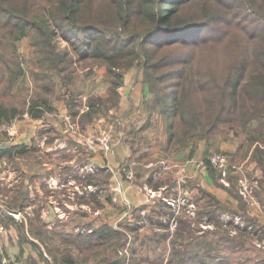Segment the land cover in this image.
Returning a JSON list of instances; mask_svg holds the SVG:
<instances>
[{"label": "trees", "instance_id": "1", "mask_svg": "<svg viewBox=\"0 0 264 264\" xmlns=\"http://www.w3.org/2000/svg\"><path fill=\"white\" fill-rule=\"evenodd\" d=\"M0 21L13 44L27 38L39 61L52 69L63 72L66 68L61 66L66 63L64 59L70 61L68 51H57L56 39L60 38L74 48L80 60H94L114 75L108 86L111 99L107 110L96 102L88 104L82 111L79 105H60L80 131L103 116L112 124L111 144L113 135L119 131L133 136L132 141H128L132 143L130 156L119 166L125 178L131 170L135 177L143 175L152 188L163 184L158 177L153 178L152 168L144 169L138 163L141 154L136 152L137 145L142 143L150 148L154 140L160 142L166 155H183L181 162L190 160L203 142L201 164L215 185L229 192H238L236 184L240 175L233 164L245 140L239 139L235 151H220L222 143L249 135L248 144L253 145L249 157L257 164L262 161L264 151L258 149L264 142V0H0ZM199 51L216 52L202 58ZM216 59L218 64L224 60L219 69L213 68ZM130 69L140 72L146 90L140 107L144 122L137 131L123 127L120 118L114 117L113 113L119 106L117 88ZM16 72L20 75L22 71H11ZM70 81L68 75L61 78L64 88ZM45 87L49 92L52 90L49 85ZM28 102L27 113L31 118H40L43 107L49 104L47 97H43L42 103L36 98ZM19 114L17 106L0 103V127L11 123ZM147 130L152 132L151 136L154 134V139L142 135ZM8 141H11L10 137L0 129V158L19 159L24 146ZM213 150L226 158L224 176L212 165ZM83 152L87 160L93 155L91 151ZM135 152L137 156L132 157ZM256 168L259 169V165ZM12 169L19 172L20 165L15 162ZM104 169L105 173L79 176L83 186L88 184L96 190L85 189L80 195L75 193L77 204H86L93 211H105L107 205L118 207L109 183L112 167L104 165ZM259 170L257 180L260 184L264 182V167ZM33 177L27 175L28 180ZM226 180L229 185L224 184ZM192 186L190 183L189 188ZM15 187L17 192L10 199L0 190V224L14 228L15 236L9 239L10 246L20 249L18 260L23 253L22 246L28 244L43 264H103L120 252L123 258L119 264H148L151 262L149 253L155 252L157 245L169 235L168 232L153 231L151 226L140 230L144 225L140 218L143 207L128 209L116 225L109 221L107 212L102 218L85 219L89 212L82 208L69 210L67 220H57L52 227L47 226L38 211L33 212V216L22 214L18 220L7 209L21 211L28 198V188L19 180ZM199 191L207 202L198 210L200 214L215 217L216 213L227 210L234 212L206 196L202 187ZM163 194L166 199H159L154 206L164 208L166 211L160 210L157 216L161 218L167 214L168 220L174 212L167 198L176 194L169 196L165 191ZM154 208L147 214L155 212ZM242 216L246 222H255L244 213ZM175 219V229L169 235L168 261L179 264L180 235L187 239L188 246L183 247L184 251L195 252L192 244L197 246L196 250H202L198 255H209L206 241L211 232L205 229L195 235L188 229L184 235L179 228L188 221L179 219V215ZM154 222L158 226L166 225ZM215 227L212 235L213 241L215 236L217 238V247H213V255L219 254V248L223 246L229 250L227 255L241 251L251 239L249 232L237 231L231 235L221 223L217 226L215 223ZM227 255H218L219 264H224L223 258ZM4 257L15 264L10 255ZM26 261L37 264L30 254Z\"/></svg>", "mask_w": 264, "mask_h": 264}, {"label": "crops", "instance_id": "2", "mask_svg": "<svg viewBox=\"0 0 264 264\" xmlns=\"http://www.w3.org/2000/svg\"><path fill=\"white\" fill-rule=\"evenodd\" d=\"M137 77H139L140 82L135 80ZM121 86L122 88L119 92L121 94L119 106L114 112H111L114 113V117L120 118L121 125L123 127H132L134 131H137L141 128L144 122L140 113L142 100L139 102V88L141 86L144 88V85L141 81L140 72L137 73L134 69L126 71L123 76V83ZM57 109L64 110L60 104ZM60 114H64V112H60ZM64 115L69 117L67 113ZM24 116L25 117L17 120L14 124L12 122L10 124L11 127H9L7 131L9 133L10 139L13 140V129L17 124L16 126L18 128L19 141L17 143H19L21 146H24V151L19 154V180L22 181L28 188V198L26 199L27 205H31V199H33L31 195V187L37 189L36 186H38L40 189L44 190L45 194L47 195L45 196L46 198H48L50 194H56V192H58V187H54L57 186L56 184L59 181V175L57 174V171L49 174V176L43 177L42 181L38 182V177L42 176V166H44V161L43 164H40L38 161V157H41L38 153H46V156L49 157L51 166L58 168L59 164L62 162L71 164V166H73L70 167V172L72 174L74 169V162L72 160L73 158L70 160L59 161L53 159V155L57 154L59 151H65L67 153L73 151L75 152V149L77 150L78 146L83 144L85 150H90L93 153V155L89 157L88 162L82 166L83 168L89 166V164L98 167L111 165L113 168L110 169L112 171L111 178L109 180L110 186L113 187L116 182L121 180V188L118 190L120 192L117 193L116 191L114 192V190H112L114 193V199L118 203V207L107 205L105 211L99 209V212L109 213L110 218L116 217L115 221L111 222L113 225L117 224V217L121 219L126 215L128 209L143 207L140 214H147L152 208L155 207L154 205L159 199H166V196L163 194L165 191V180H167L166 183H174L176 180H178L180 184L178 188L179 198L183 195H185L187 198L186 203L183 201L184 203H181L179 207V219H185L189 222H186L185 224L181 223L182 226L179 228V232L184 233V235L188 229H192L195 235L201 234L205 229L211 232L209 240L206 241V247L209 246L210 254L206 256L198 255L202 252V250H196L197 246L192 244L191 246L194 247L195 252L184 251L183 247L185 245L188 246V243L187 239L183 237V235H180L178 238L180 253L177 259L179 264H219L220 257L218 256V253L215 252V255H213V247H217V238L215 236V241H213L212 235V231L216 228L215 223L216 226L218 223H221L222 227H224L231 235L235 234L237 231H246L249 232V236L251 237V239H248V241L243 246V250L236 251L231 254L229 253L225 258H223L224 264H264V236L261 234V232L264 233V182H260V184L258 183L257 175L260 174V170L256 167L254 168V163L249 164L247 168H245L243 165H239V170L242 171L244 178L241 174L237 173V175H240L236 184L238 192H229L225 188L215 185L212 178L208 174V170L203 164H201V159H199V157H201V152L199 153V157H196L200 146L201 149L203 148V142H201L199 144V148L193 155L195 159H199L196 160L197 168L193 165H189V160L185 162L179 161L178 164H175L176 168H174V173L177 174V172H180V176H177L176 178L175 176L167 178L162 177L164 180L163 184L159 185L157 188H152L147 183L143 175H137L136 177L133 175V178L129 180L126 179L127 177L125 178L123 172L120 170V163L130 156V149L127 146L129 136L128 134H125L124 131H119L116 135H113L112 152L105 153L101 150H93L90 148L92 144H97L98 136L103 128L108 126L111 129L112 127L111 122H108L105 117L100 116L92 124L88 125L84 131H80L79 126L76 123L74 124L72 121L71 122L73 123V126L76 128L78 127V130L73 129L72 125L71 127H67L62 119H60V123L61 121L63 123L57 124L53 132L56 135L55 140L61 138L63 144L58 143L57 141H55L53 144L51 140L53 138H51V136H49L50 139H45V136L43 135L45 132L40 130L38 131V128L43 124L42 121H40L42 116L40 118H31L28 115ZM66 119L68 118L65 117V120ZM92 130H97V134ZM36 132H40V136L37 138L35 137ZM75 139L80 140V142L76 141ZM65 140L69 141V145L64 144ZM45 141H47V143H41ZM75 141L77 143H75ZM182 156L183 155H181V157ZM151 162L152 161H144L139 164L142 165V168L148 169L151 168V165H149ZM51 166L50 168H52ZM200 166L203 169H199ZM198 170L203 174V177L198 175ZM130 172L132 171L130 170ZM154 172L155 171L153 170V178H156ZM27 175H34V177L32 180H28ZM73 178L74 175L71 176L70 180L61 179V184L63 186L68 185L70 188H72L74 185ZM49 182L55 184L49 185ZM190 183L193 185L191 188H189ZM224 184L229 185L230 183L228 180H226ZM199 187H202L206 190V196L210 197L215 202H220L222 205L234 212L227 210L222 214L216 213L215 217L212 214H200L198 210H201L203 206H206L207 202L204 195L199 191ZM242 187L245 189V192L241 191ZM147 191L152 193L151 197L147 195ZM162 194L163 197L161 198ZM175 198L176 196L171 200H176L177 198ZM168 201L169 198H167V202ZM168 203L174 212L172 206L173 204H170V202ZM242 213H244L248 218L255 219V222H246L242 216ZM167 217H169V215H167ZM172 217L173 215L170 216V218ZM146 226L148 225H146L144 222V225L140 230L142 231L146 229ZM172 227L170 228L169 223H166L162 230H164L165 233L168 232L170 235V232L174 231L175 225L173 228ZM159 230H161L159 226L153 229V231ZM169 235L167 239L163 241V244L164 250H169L170 253L171 248ZM11 236H15L14 228L11 226L5 227L4 225L0 224V258L4 255H10L12 259L14 258L15 264H28L26 261V256L27 254H30L33 259L36 260L37 264H43L38 259L37 254L28 244L22 246L23 253L21 254V259H16L18 255H20V249L16 246H10L9 237ZM193 242V244H196V241ZM169 253H167L168 257L165 258V261H168ZM148 257L149 259H152L151 252L149 253ZM174 262L171 260L170 262L168 261L166 263L173 264Z\"/></svg>", "mask_w": 264, "mask_h": 264}, {"label": "rangeland", "instance_id": "3", "mask_svg": "<svg viewBox=\"0 0 264 264\" xmlns=\"http://www.w3.org/2000/svg\"><path fill=\"white\" fill-rule=\"evenodd\" d=\"M7 29L3 26V23L0 21V103L4 104L5 106L9 105H15L20 111V114L18 117H15L11 120V123L13 124L19 120L22 119V117H25L24 115H28L27 113V106H28V100L32 98H36L39 102L42 103L43 97L48 98V105H50V108L48 105H45L43 107V114L40 119L42 121V126L38 128V131L45 132L43 134L45 139H50L49 136H51L52 143L54 144L55 141L58 143H62L61 138L58 140H55L56 135L54 134L53 130L55 129V126L57 124H62L63 122L66 124L67 127H71L78 130V127H74L72 120L65 116L66 113L65 110H59L57 107L60 103L64 104H70V105H76L80 107V110H85L87 108V105L96 102L99 103L100 107L103 110H107L106 106L109 104V100L111 99V92L108 89V86L110 82L112 81L113 74L108 73L105 66L100 65L98 62L90 59H84L80 60V57L77 53H75L74 48L70 47L67 42L64 40L58 38L56 39V47L57 51H68L70 58V61L67 62L66 59L64 61L66 63H60L61 66L65 65V69L63 72H59L58 69H52L46 64H42L39 59L38 55L36 54V51H34L31 46L29 45L27 38H22L20 40H16L13 44V40L7 35L6 33ZM216 51H199L200 55L203 57H206L207 55H212ZM216 67L213 68H221L223 65L224 60H221L218 64V60L216 59ZM59 64V65H60ZM20 69L22 72L20 75L17 74V72L11 73L12 70L18 71ZM63 75H68L71 77V81L67 84V87L64 88V86L61 84V78ZM137 82H140L139 77L135 79ZM45 85H49L52 89L50 92L45 87ZM121 88H117V93L119 94V102L120 103V97L121 94L119 93L121 91ZM140 90V96H139V102L143 99L144 94L146 93L145 88H142V86L139 88ZM73 96H71L70 94ZM64 95V96H63ZM59 96V97H58ZM61 98V99H60ZM60 112H64V114H60ZM65 117L68 119L65 120ZM60 119H62L60 123ZM65 120V121H64ZM9 123V124H11ZM9 124L3 125L0 127L2 131H4L7 134V137L9 136L8 131L5 129ZM75 124V123H74ZM17 125V124H16ZM15 125L13 129V140L8 141L10 143H17L18 141V128ZM80 130V129H79ZM93 132H96L97 130H92ZM152 133L150 130L144 132L142 135L145 138L148 139H154V134L151 136ZM40 136V132H36V138ZM242 136V135H240ZM249 135H243V137H233L231 140H228V142H224L220 145V151L226 150V151H235L237 148L236 143L239 142V139H244V146L240 148L239 155L234 158V167L235 172L239 173L243 177V173L241 170H239V165H243L245 168L248 167L249 164L254 163V168L259 165L260 168L264 167V156L261 157L262 161H258V164L256 160L250 159V152L253 150V145L250 146L248 144L247 137ZM10 137V136H9ZM130 140L132 141L133 136L129 135ZM143 138V139H145ZM142 139V140H143ZM76 140V139H75ZM50 141V140H48ZM79 141L80 140H76ZM75 141V143H77ZM68 140H65L64 144L69 145ZM41 143H47L41 142ZM132 143L128 142L127 146L130 149V145ZM4 145V144H3ZM259 145L260 148L259 151H264V142H261ZM65 146V145H64ZM94 147H97L94 145ZM77 148V147H76ZM160 148V150H158ZM160 142L158 140H154L153 145L149 148H147L142 143H139V146L137 145V151L141 156H139L138 163H142L144 161H152L150 167L155 171L154 175L155 177H158L162 182L164 180L162 177H172L180 176V172L174 173L175 164H178L180 161V157H175L173 155L168 154L166 155L163 149H161ZM93 150H99L97 148H91ZM51 151V150H50ZM89 152L90 150H85L84 145L80 144L78 146V149H75V152H68L73 154H68L65 151H59L57 154L53 155V159L62 161V160H70L72 159L74 162V173L72 171V174L70 172L71 164L67 163H60L59 167L51 166V163L49 161V157L46 156V153H38L40 158L38 157V161L40 164H43L42 166V176L38 177V182L42 181L43 177L49 176V174L54 173V171H57L58 179L57 182L58 192L56 194H50L48 198L44 192V190L40 189L38 186H36L37 189L34 187H31V205H27L25 201L22 210L17 211L14 209H7V212L11 213L14 212L17 213L18 220H20L24 215H31L33 216V212L38 211L40 218L43 221H46L48 224V227H52L53 224L57 220L66 221L67 217H69V210L73 211V209H84L88 213V216L85 219H92V218H102L101 216L104 215V212H99V210L93 211L88 205L86 204H77V197L75 196V193L77 195H80L82 192L85 191H95V188L92 186H89L88 184L83 186L82 180L79 176H82L83 174L87 175L88 173L92 175L95 172H102L105 173L106 170L103 167L93 166L89 164V166L82 167L85 165L88 160L86 159V156L84 155V152ZM214 152L216 150H213ZM136 152L133 154L132 157H136ZM168 152V151H167ZM201 152V146L199 151L196 154V157H199V153ZM217 152V151H216ZM221 154V153H220ZM223 155V154H222ZM245 155V156H244ZM224 156V155H223ZM69 157V158H68ZM84 159V160H83ZM200 159V157H199ZM194 156L189 160V165H193L196 167V160ZM106 160V159H105ZM0 161H3V164L0 163V190L7 193L8 199L12 198L16 192L17 188L15 185H17V177L18 174L20 175V172L18 170L12 169V165L17 162L19 164V159L14 157H3L0 158ZM84 162V164H82ZM49 166V167H47ZM50 166L52 168H50ZM111 167V165H109ZM113 168V167H112ZM197 168V167H196ZM259 168V169H260ZM199 169H203L201 166ZM190 171V170H189ZM204 171V170H202ZM250 173V172H249ZM74 175L73 178V187L70 188L68 185H62L60 181L61 179L64 180H70L71 176ZM77 175V177H76ZM198 175H201L203 177V174L198 170ZM76 178V179H75ZM133 178V177H132ZM244 178V177H243ZM242 179V178H241ZM17 180V181H16ZM20 181V180H19ZM167 180H165V192L169 194V196H172L176 193V200H171L172 198L169 197L170 204H173V210L175 213L170 220H167V214L160 217L157 216V213L162 210L166 211L164 208L155 207V212H150L149 214H140L141 219L143 223L145 222L146 225L151 226L152 228H156L157 223L154 221H159L162 223V225L169 223L170 228L173 226L176 222L175 217L178 215V210L181 205V203H186L187 198L185 195L180 196L179 198V191L178 188L180 186L179 181L176 180L174 183H166ZM66 182V181H65ZM171 182V181H170ZM49 185L55 184V183H48ZM15 187V188H14ZM121 188V180L119 182H116V184L113 185L114 192L117 193ZM73 190V192H72ZM46 191V190H45ZM241 191L245 192V189L242 187ZM145 193V192H144ZM162 193V192H161ZM147 195L151 197L152 193L147 191ZM163 197V194L161 195V198ZM163 200V199H161ZM184 201V202H183ZM153 217V220H148L149 217ZM116 217L109 218L110 222L115 221ZM117 223L120 220L119 217H117ZM162 230L164 226H159ZM172 227V228H173ZM152 245H155L153 243ZM154 250V249H153ZM228 248L225 246L219 248V254L218 255H227ZM167 253H169V250H164V244L163 241L160 242L157 245L156 251L151 252L152 259L150 263L148 264H168L165 261V258L168 257ZM139 259V258H137ZM82 264V263H79Z\"/></svg>", "mask_w": 264, "mask_h": 264}, {"label": "built area", "instance_id": "4", "mask_svg": "<svg viewBox=\"0 0 264 264\" xmlns=\"http://www.w3.org/2000/svg\"><path fill=\"white\" fill-rule=\"evenodd\" d=\"M9 127H11L10 124L7 127H5V129L7 130ZM111 140H112V136L110 132V127L107 126L106 128H103L100 131L97 144H96L97 147H94V144H92L90 148H97L105 153L112 152L113 148H112ZM210 159H211L212 165L220 169L221 174L224 176L226 174V168H227V162H226L225 156H223L222 153L220 154V152H214L211 154ZM126 177L129 179L132 178L133 177L132 172L128 171ZM10 214L15 219H17L19 216L17 213L14 214V212H11ZM1 264H13V263L3 256L1 258Z\"/></svg>", "mask_w": 264, "mask_h": 264}, {"label": "water", "instance_id": "5", "mask_svg": "<svg viewBox=\"0 0 264 264\" xmlns=\"http://www.w3.org/2000/svg\"><path fill=\"white\" fill-rule=\"evenodd\" d=\"M0 207H1V204H0ZM122 258H123V253L120 252L116 257H114V258H112V259L106 261V262L103 263V264H119L120 261L122 260Z\"/></svg>", "mask_w": 264, "mask_h": 264}]
</instances>
